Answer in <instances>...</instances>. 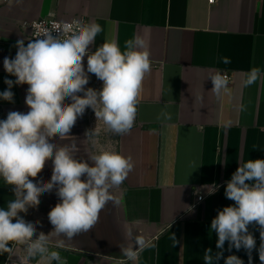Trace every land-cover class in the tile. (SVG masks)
<instances>
[{
	"label": "crops",
	"instance_id": "obj_1",
	"mask_svg": "<svg viewBox=\"0 0 264 264\" xmlns=\"http://www.w3.org/2000/svg\"><path fill=\"white\" fill-rule=\"evenodd\" d=\"M49 18L100 24L103 31L92 50L112 39L123 49L125 41L142 36L151 60L135 125L118 139L117 152L131 156L135 165L113 190L119 203H108L92 230L65 239L57 250L67 264H204L206 249L218 251L211 221L234 203L224 195L226 182L239 163L264 159V79L247 87L243 83L251 68L264 70V0H221L213 7L208 0H0V92L7 88L5 78L15 80L5 72L3 59L14 58L16 41L24 39L20 24ZM222 57L231 62L224 64ZM216 71L232 77L219 96L208 79ZM27 88L13 86L14 103L0 99V119L9 111H28ZM241 104L244 111H238ZM51 175L50 161L39 178L48 181ZM212 185L218 190L209 194ZM198 189L208 197L196 206ZM13 198L0 179V207ZM56 203L53 191L20 215L39 221L37 235H47L53 231L48 212ZM249 231L256 239L252 264H261L259 226ZM137 236L155 247L129 262L121 247L134 246ZM56 239L51 237L53 244ZM232 254L248 264L246 251L229 252L226 242L223 255ZM23 255L17 245L11 260L7 253L0 255V264H19ZM30 264L47 261L37 258Z\"/></svg>",
	"mask_w": 264,
	"mask_h": 264
},
{
	"label": "clouds",
	"instance_id": "obj_2",
	"mask_svg": "<svg viewBox=\"0 0 264 264\" xmlns=\"http://www.w3.org/2000/svg\"><path fill=\"white\" fill-rule=\"evenodd\" d=\"M32 28L35 34L27 45L18 39L15 57L3 59L5 72L15 80L5 78L7 88L0 92V99L14 103L13 86L27 84L24 102L28 111H9L6 119H0V179L14 193L6 207H0V255L7 253L11 260L19 245L24 252L19 264H30L37 258L47 264H67L57 249L65 246V239L92 230L108 203H119L113 190L124 183L135 165L131 156L107 149L79 159L75 141L61 145L55 138L70 136L88 108L110 133L129 134L135 125L144 79L151 72V60L147 41L139 35L125 41L123 49L112 39L92 50L103 31L95 21H77L54 29L38 23ZM221 60L231 62L228 57ZM92 75L102 82L100 89L88 87ZM208 79L217 96L229 84L228 77L219 71L209 73ZM261 79L264 70L253 67L245 73L243 83L247 87ZM244 110L243 104L238 106V111ZM161 116L171 119L167 112ZM86 136L95 143V129ZM49 161L52 175L45 181L39 174ZM217 190L218 186L212 185L208 192ZM53 191L58 197L48 212L53 231L37 235L39 221H27L20 214L38 207L40 197ZM224 195L234 203L218 210L211 221L209 231L217 237L218 251L206 249L204 264H216L220 259L224 264H244L237 255L224 257L226 242L229 252L243 248L248 264H252L256 239L249 228L253 225L259 226L258 255L264 264V159L239 163L226 182ZM53 235L57 238L54 244ZM173 240L176 244L175 236ZM151 247L155 244L137 236L134 246L121 247V252L127 261L135 262L140 251Z\"/></svg>",
	"mask_w": 264,
	"mask_h": 264
},
{
	"label": "rangeland",
	"instance_id": "obj_3",
	"mask_svg": "<svg viewBox=\"0 0 264 264\" xmlns=\"http://www.w3.org/2000/svg\"><path fill=\"white\" fill-rule=\"evenodd\" d=\"M88 87L100 89L102 87V82L98 80L95 75H92ZM94 129L95 143L86 136L88 131ZM69 135L70 136L60 140L55 138V140L61 145L71 144L75 141L78 148L76 155L79 159H87L90 154L98 153L105 149L117 151V144L120 136L110 133L103 121H97L94 111L91 108L85 110L84 115L77 120Z\"/></svg>",
	"mask_w": 264,
	"mask_h": 264
},
{
	"label": "built area",
	"instance_id": "obj_4",
	"mask_svg": "<svg viewBox=\"0 0 264 264\" xmlns=\"http://www.w3.org/2000/svg\"><path fill=\"white\" fill-rule=\"evenodd\" d=\"M221 0H208L209 6L213 7L215 5H217ZM88 22V20L84 19V18H77L71 21H61L58 20L56 18H49V19H41L38 20L36 22H23L20 24V28L22 31V34L24 36V40H25V45H27L28 39H32L34 36V32H33V28L32 25L34 24H43L45 26H47L48 28H56L58 26H63L64 24H74L75 22ZM27 26V27H26ZM54 35H56V33H54ZM92 47V46H91ZM226 76L229 79V83H232V77L228 74H226ZM194 195L196 196L197 202H196V206L202 204L208 197V195H206L205 193L202 192H198L195 191ZM200 197H203V199H200ZM258 241L260 242V234L258 235Z\"/></svg>",
	"mask_w": 264,
	"mask_h": 264
}]
</instances>
